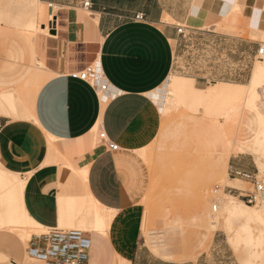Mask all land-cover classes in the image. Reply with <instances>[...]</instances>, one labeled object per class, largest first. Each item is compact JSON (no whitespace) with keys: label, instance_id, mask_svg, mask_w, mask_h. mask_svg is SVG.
I'll return each instance as SVG.
<instances>
[{"label":"crops","instance_id":"crops-1","mask_svg":"<svg viewBox=\"0 0 264 264\" xmlns=\"http://www.w3.org/2000/svg\"><path fill=\"white\" fill-rule=\"evenodd\" d=\"M85 10L79 0H34L33 31L45 34L39 40L43 62L36 63L26 82L34 119L10 117L1 105L10 96H0V163L27 175L20 177L26 180L23 204L36 221L22 222L18 232L23 236L31 231L30 237H37L41 246L44 229L90 231L89 264H154L137 246L139 204L150 181L141 152L160 127L156 90L168 82L182 43L176 27L185 26L210 40L204 45L210 54L203 62H186L196 86L236 79L241 76L237 64L255 57L260 42L213 28L238 12L246 32L263 34L264 0H91ZM212 54L221 58H208ZM87 66L96 67L106 83L104 91L73 75ZM94 128L105 138L93 140ZM109 142L117 148L110 149ZM48 145L57 158L48 155ZM62 161L85 180L84 187L72 183L70 188ZM85 191L95 211L88 215L79 205L80 216L69 214L67 202L75 203ZM108 211L112 216L106 227L95 228V214ZM63 223L74 228L60 227ZM8 247L12 260L36 264L25 247ZM38 251L36 259L44 264L42 248Z\"/></svg>","mask_w":264,"mask_h":264},{"label":"rangeland","instance_id":"rangeland-1","mask_svg":"<svg viewBox=\"0 0 264 264\" xmlns=\"http://www.w3.org/2000/svg\"><path fill=\"white\" fill-rule=\"evenodd\" d=\"M45 6L47 8V4ZM84 11L86 12L85 9ZM33 12L34 0H0V96L11 97V99L7 98L9 100L3 99L1 105L12 118L34 119V102L29 99V85L26 82L30 79L36 63L43 62L40 56L39 40L45 34L38 28L33 31ZM43 20L48 22V18ZM43 20L37 19V23ZM213 29L215 32L257 40L261 47L264 44L263 34L256 31L246 32L238 12H232L223 18ZM209 41L201 34L191 33L182 38V43L174 54L173 68L169 76L173 78L181 76L189 79L192 82V90L175 89L177 84L175 79L171 84H167L166 80L156 90L160 94V99H156L161 116L160 127L156 137L141 152L149 170L151 181L148 186L154 184L150 189V194L148 187L146 195L140 201L139 217L137 218V246L142 254L154 264H241L245 243L230 240L223 229L222 221L214 234H209L212 238L206 234V230L203 228L204 217L205 213L210 211L211 203H213V200L210 201L208 198H211L210 195L217 193L221 188L225 193L241 199L232 190L229 191L228 187H249V184L241 179H233L228 176L231 166L250 170L255 173L258 179H264V170L258 167V162L264 163V150L263 147L260 148L261 154L257 150L258 146H255L256 153H232L225 161L226 176L233 179L232 182L223 180L222 176L213 177L216 170L212 171L211 161L224 154L223 144L218 138L222 128L231 131L230 136L236 141H254V138L264 140V125L261 124L255 111V108L258 107L264 115V77L261 80L262 85L254 89L257 95L254 98L253 106L243 105L234 116L228 113L219 116L218 101V103L214 102L210 105V113L206 112V105L208 106L210 102L208 103V100L199 101L196 99V95H202L213 81L208 80L206 83L196 86L192 71L188 69L189 64L186 62L193 64L192 66L199 65L198 59L203 62L204 57L208 53L210 54V50L204 46L210 44ZM213 54L208 58L213 60L221 58L219 54ZM240 60H243V56L240 57ZM258 60L264 62V51L251 60L246 59V61L237 64L238 72L241 73L238 78H218L214 81L245 84ZM23 99L26 106L22 105ZM165 106L167 107L166 111H161ZM220 117L227 118V120H221ZM221 122L222 124H220ZM214 124L217 126L215 127ZM218 127L219 129H217ZM95 130V128L92 130L93 140L98 137ZM48 155L56 157L49 145ZM66 167L65 162L62 161V175L71 182H69L70 188H73L74 183L78 189L84 187L85 180L76 171ZM219 168L217 171L221 172ZM25 175L8 170L0 163V260H5L10 264H21V262L9 258L8 244L9 246L16 244L22 248L25 247L29 258L36 264L41 263L36 259L38 250L42 248V245L38 246L36 243L37 237L23 238L18 232L23 227L22 222H36L27 214L23 204V188L26 180L23 181L20 177ZM26 178L27 175L24 179ZM204 185L208 187V190L204 191L207 194L204 193L202 196L199 189ZM213 190H217V192H213ZM75 200V203L67 202L71 208L69 214L80 216V214H76L79 205L86 208L88 215L96 209L86 191L83 196H76ZM145 216H147V220H144ZM145 221L149 222L148 226ZM142 224L148 227L149 243L147 244L145 239V245L152 252L144 245ZM234 224L236 225V221ZM59 226L74 228L65 225V223ZM146 226L145 228H147ZM42 232H46V229ZM206 235L209 236V240ZM200 244L203 249L200 248ZM30 247L33 248L31 253L28 251ZM155 249L165 253L166 249L174 250L192 256L191 259L183 262H166V260L163 261L157 257L159 255L154 252ZM166 259L168 258L166 257Z\"/></svg>","mask_w":264,"mask_h":264},{"label":"bare ground","instance_id":"bare-ground-1","mask_svg":"<svg viewBox=\"0 0 264 264\" xmlns=\"http://www.w3.org/2000/svg\"><path fill=\"white\" fill-rule=\"evenodd\" d=\"M262 46L264 51V44ZM93 67L97 72L96 67L95 66ZM263 77H264V62L258 60L256 61V63L252 68L247 83L244 84V83H228V82L213 81L210 85L207 86L205 92L202 95H196V99L199 101L208 100V103L210 102L208 106L206 105V112L208 113H210L211 111L210 105H212L214 102L218 103L219 101L220 110L218 112V115L223 116V114L228 113L229 115L234 116L236 115V113L239 112L238 109H240V107H242L243 105H252V106L254 105V98L257 95L254 89L262 85L261 80L263 79ZM170 78L172 79L170 80ZM174 79L175 81H177L175 89L177 90L184 88L190 90L193 89L192 82L189 79L181 76L174 78L169 77L167 84H171L172 81H174ZM166 109L167 107L165 106L163 107V109H161V111L163 110V112H165ZM255 111L260 119L261 124L264 125V115H262L261 109L256 107ZM222 119L225 121L227 120V118H221V120ZM220 124H222V122ZM217 129H219V127ZM225 129L226 128H222V130H220L221 133L218 137L221 143L223 144L224 154H222V156H219L217 158H213V160L211 161V166H212V171L216 170L213 173L214 174L213 177L222 176L223 180L227 182H232L233 179L236 178L231 177L233 178L231 179L226 176L225 167H224L225 161L229 158V156L232 153L235 154L244 153V152L256 153L257 146L259 147V149L257 148L258 151H260V148L262 147L264 150V140H260L259 138H254V141H236L230 136L231 131H226ZM51 144H53V142H51ZM260 153L262 154L261 151ZM221 164L223 165L221 166ZM258 164H259L258 166L259 169L264 170V163L258 162ZM218 167H220L219 169H221V172L217 171ZM153 184H150V186H148L149 194ZM220 189L218 192H217L218 189L213 190V192H217V193L210 195L212 197L208 198L210 201L213 200V203H211L210 211L205 213V217H204L203 228L206 230V234L208 235L212 233L214 234L219 223H221L222 221L223 229L227 233V236L230 238V240H234V242L242 241L245 243V247H244L245 250L241 264H264V202L248 204L247 202L241 199H237L236 197H233L232 195L225 193L223 189L221 190ZM207 190L208 187L204 185L199 189V192L202 196H204V193L205 195L207 194L204 191ZM111 216H112L111 211H108V213L97 212L94 216V223H93L94 227L99 230H103L106 227L108 221L111 219ZM145 217L146 219L144 220H147V216ZM235 221H236V225L234 224ZM148 223H146L147 226L149 225ZM146 225L142 224V233L144 238L146 239V243L148 244L149 236H148V227ZM145 226L147 228H145ZM208 235H206L208 237L207 240H209V236L210 238H212L211 235L209 236ZM30 236H31V231L23 233L22 237L23 238L27 237L28 239H30ZM201 245L202 244H200L199 246ZM200 248H202V246ZM166 251L167 252L165 253L160 251L159 249L154 250V252L160 257L162 258L167 257L169 260L176 262L189 260V258L192 256L190 254H186L184 252L179 253L174 250L169 251L168 249H166ZM254 259H256L257 261H255Z\"/></svg>","mask_w":264,"mask_h":264},{"label":"built area","instance_id":"built-area-1","mask_svg":"<svg viewBox=\"0 0 264 264\" xmlns=\"http://www.w3.org/2000/svg\"><path fill=\"white\" fill-rule=\"evenodd\" d=\"M79 3L84 9L91 6V0H79ZM135 17L142 18L141 15ZM176 32L182 38L191 34L190 28L181 25L176 27ZM262 52L263 48L259 45L257 54ZM73 75L90 82L100 92L106 89V83L101 80L93 66H87ZM98 137L104 139V133L99 132ZM108 147L113 150L117 148V145L109 142ZM229 176L249 184V187H228L229 191L232 190L237 197L248 204L264 202V179H258L255 173L238 166H231ZM89 252L90 240L85 231L52 228L46 231L40 254L44 264H89Z\"/></svg>","mask_w":264,"mask_h":264}]
</instances>
